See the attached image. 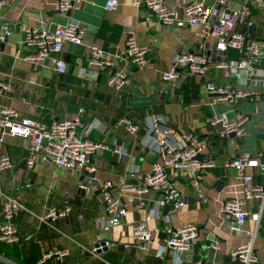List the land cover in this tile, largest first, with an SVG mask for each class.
Segmentation results:
<instances>
[{
	"label": "crops",
	"instance_id": "crops-1",
	"mask_svg": "<svg viewBox=\"0 0 264 264\" xmlns=\"http://www.w3.org/2000/svg\"><path fill=\"white\" fill-rule=\"evenodd\" d=\"M55 1L4 0L5 7L0 13V29L5 28L6 34L0 39V80L9 82L11 90L4 96L0 95V105L12 107L23 116L46 123L69 119L82 108L85 110L82 118L84 123L96 118L103 126V131H93L91 138L104 140L109 149L90 159L88 165L95 167V172L83 170L70 173L51 161H44L41 156L35 157L32 169L26 168L25 140L19 136L6 138L0 144V153L8 152L12 161V168L0 172V193L19 197L25 206V210L15 221L21 242L14 246L12 259L21 264H37L42 252L57 249L67 251L68 255L60 261L53 260L44 264H100V258L90 254L97 237L102 233L97 221L104 213L100 183L108 180L117 183L118 178L126 174L133 158L140 172L128 176L126 184L132 187L144 184L140 181L142 176L148 172L150 164L160 162L161 158L148 154L141 147L140 140L145 134L143 126L148 117H162L172 128L175 137L186 131L198 135L207 145L204 154L212 155L217 163L215 169L198 174L206 201L197 199L191 175L181 173L175 176L176 182L182 193L188 197L189 205L163 212L173 218L170 225L175 229L186 224H194L198 230L201 227L197 243L185 255L186 264H239L231 259L229 252L246 238L242 232L254 231L255 225L246 223L241 231H231L228 219L220 216L222 203L230 195L234 184L231 179L234 170L224 169L222 161L245 152H264V139L256 135V115H251L244 136L218 137L206 125L207 118L220 114L232 118L234 108L215 100L203 87L209 79L221 86H232L237 80L226 77L220 69L211 68L208 76L188 77L182 81L176 93L171 92L168 84L162 80L161 72L171 66L172 57L177 51L197 50L193 29L188 26L162 25L149 17L143 6H134L132 2L135 0H116L119 6L113 11L105 9L107 0H82L81 8L68 15L54 11ZM164 1L171 8L180 11L185 4L194 0ZM203 1L209 6L215 3L214 0ZM241 1L229 0L230 9L239 8ZM69 18L80 22L86 29V35L83 45H64L60 56L66 62L67 71L61 73L54 69L53 55L43 63L26 59L34 51L23 42L26 27L50 30L56 24H67ZM250 18L254 27L250 33L247 32L248 35L264 44V8L252 7ZM10 26L12 27L9 28ZM125 29H131L138 44L148 48L149 57L144 67L137 68L130 64L129 84L122 91L109 87L106 84V68L100 70L97 79L88 73L79 76L80 69L86 66L90 45L96 44L110 52L123 51ZM237 29L242 30V26L237 25ZM230 54L237 57L233 51ZM244 87L256 90L264 97L263 78ZM251 102L240 100L236 108L242 113L239 105ZM219 105H223V108L218 109ZM125 117L138 125L137 135H130L122 127L116 126ZM112 141H118L124 149L125 155L122 158L115 154ZM49 166L54 170H50ZM248 172L254 176L256 182L264 181L254 168ZM221 177L226 179L227 186L219 189L216 182ZM90 178H94L92 190L89 194L82 195L79 192V183ZM120 192L126 214L121 225L104 235L117 245L103 252L101 256L114 264H172L171 256L167 253L162 257L156 255L157 245L166 236L165 221L148 222L154 241L146 251H141L131 238V227L143 220L145 211L126 202L125 199L131 192L116 185L113 193L120 195ZM158 196L156 193H149L145 198L152 203ZM1 201L0 197V224L3 220ZM255 205L249 204L248 208L253 210ZM64 206L72 208L67 217L57 219L54 224L40 222L39 217L46 208ZM262 216L256 232L255 252L258 261L255 264H262L264 261V212ZM209 234H213L219 243L217 251L210 247L212 240L209 239ZM0 257L18 264L4 256Z\"/></svg>",
	"mask_w": 264,
	"mask_h": 264
},
{
	"label": "built area",
	"instance_id": "built-area-1",
	"mask_svg": "<svg viewBox=\"0 0 264 264\" xmlns=\"http://www.w3.org/2000/svg\"><path fill=\"white\" fill-rule=\"evenodd\" d=\"M209 6L203 0H194L185 4L180 11L171 8L164 0H135L133 5L143 6L148 11V16L162 25L169 27L188 26L193 29V37L197 40L195 52L175 53L171 60V66L161 72V78L165 81L171 92L176 93L183 80L188 77L203 78L210 74L211 68L222 70L226 77L235 78L237 82L229 86L217 85L210 79L205 81L204 90L215 100L224 102L234 108L232 118L225 114L210 116L206 125L210 127L218 137L227 138L234 134L240 138L246 134V124L251 116L244 115L236 108L240 100H248L258 103L261 94L253 89H245L246 84L252 81L264 79V44L251 38L248 29L253 25L250 18L252 7L264 8V0H242L237 9H230L229 0H214ZM82 0H56L54 11L61 15L79 10ZM4 0H0V13L4 6ZM119 6L116 0H107L105 9L113 11ZM242 26V30L237 29ZM6 34V29H0V39ZM86 29L73 19H68L67 24H56L50 30L37 27H26L23 42L33 53L26 57L27 60L43 63L55 56L54 69L58 72L67 71V65L61 58L65 44L72 43L83 45ZM125 46L123 51L110 52L92 44L88 48L86 66L80 69L79 76L90 74L98 78L102 69H107L106 84L122 91L129 84L130 64L137 68L144 67L148 62V48L140 45L135 39L131 29L124 30ZM235 52L237 57L231 56ZM11 90L9 82L0 80V95L4 96ZM85 110L80 108L69 119L52 120L50 123L31 119L21 115L12 107L0 105V144L6 138L17 136L25 140L24 149L27 152L26 168L32 169L36 156H41L44 161H51L68 172L89 173L95 172V167L89 166L90 159L96 152L109 149L104 140L91 138L93 131H103L100 121L93 118L89 123H84L82 118ZM117 127H122L130 135H137L138 125L128 117L121 118ZM145 134L140 140L148 154L159 156L160 162L150 164V169L145 173L144 184L128 186V176H134L140 172L133 158L130 160L126 174L120 176L117 183L111 180L100 183V197L103 203V215L97 219L101 227V236L92 247L90 254L100 258V264H114L101 256L102 249H113L117 244L104 237L110 230L122 224L126 214V206L120 195H115L113 189L116 185L131 193L125 199L130 205L145 211L143 220L134 223L131 227V238L141 251L153 243V234L148 227L150 221L164 220L167 224L164 240L157 245V256L165 253L171 256L172 264H186V253L197 243L199 239L198 227L194 224H186L181 228L171 227L173 218L164 215V209L170 206V211L189 205V200L182 193L176 177L181 173H188L193 179L195 195L197 199L204 200L205 193L200 182H197L198 174L215 169L217 163L212 155L204 154L207 147L204 141L192 131H186L175 137L172 128L164 118L148 117L143 126ZM115 154L119 158L125 155V151L118 141H112ZM204 155V157H201ZM224 169H233L231 178L234 184L230 195L223 201L220 216L223 219H232L231 231H241L246 223L255 225L254 231L242 232L246 238L240 241L229 252L233 261L239 264H255L258 259L255 252L256 232L262 220L264 212V181L256 182L254 176L248 172L254 168L264 180V152L259 150L251 153L245 152L222 161ZM12 168V161L8 152L0 153V172ZM90 178L86 182L79 183V188L85 193L92 190ZM229 188L231 185L228 186ZM158 194V198L152 203L146 200L145 195ZM2 205V218L0 224V244L8 246L18 245L20 232L15 223L20 213L25 210L21 199L11 195L0 193ZM255 203V208L250 210L249 204ZM70 206L48 207L39 217L40 222L54 224L59 218H65L71 213ZM82 218V215L80 216ZM165 218V219H164ZM169 222V223H168ZM98 244V245H96ZM127 247V245H125ZM211 249L217 251L219 243L214 239L210 244ZM264 252V251H263ZM68 252L63 250L41 253L37 264L47 261L62 260ZM264 264V261L262 262Z\"/></svg>",
	"mask_w": 264,
	"mask_h": 264
},
{
	"label": "water",
	"instance_id": "water-1",
	"mask_svg": "<svg viewBox=\"0 0 264 264\" xmlns=\"http://www.w3.org/2000/svg\"><path fill=\"white\" fill-rule=\"evenodd\" d=\"M71 12L69 11L68 14H70ZM67 14V15H68ZM12 26H10L9 28H11ZM254 25H252L251 27H249L248 32H251V29H253ZM8 28V29H9ZM256 108H257V113H256V119H257V124H256V135L258 138L260 139H264V97H261V99L259 100V102L256 104ZM231 138L234 137V134L230 135ZM97 154H99V152H96L94 155L96 156ZM93 155V156H94ZM49 161V160H48ZM144 178H145V174L144 176H142L141 178V183H144ZM83 179H80V181H82ZM197 182H201L200 179L197 180ZM216 184H219V189L222 187H226L227 186V181L224 177H221L219 179H217ZM81 191L82 195H84L85 191L82 188H79V192ZM170 209V206L165 207L164 209V213L168 212V210ZM232 219H228V223L232 224ZM201 227L199 228L198 232L200 231ZM209 239L210 240H216V237L213 234H209ZM98 245V244H96ZM103 252L107 251L106 248L102 249Z\"/></svg>",
	"mask_w": 264,
	"mask_h": 264
},
{
	"label": "rangeland",
	"instance_id": "rangeland-1",
	"mask_svg": "<svg viewBox=\"0 0 264 264\" xmlns=\"http://www.w3.org/2000/svg\"><path fill=\"white\" fill-rule=\"evenodd\" d=\"M255 104L256 103H254V102L253 103L252 102L251 103H243V104L239 105V108L244 115H250V116L253 115V117H254L257 113V108H256L257 105H255ZM222 108H223V105L218 106V109H222ZM246 132H247V129H246ZM243 140H244V143H247V140L250 141L248 138H247V140L246 139H243ZM49 168H50V170H54L50 166H49ZM6 262L9 264H13V263L8 262L6 259H3L0 257V263H6Z\"/></svg>",
	"mask_w": 264,
	"mask_h": 264
},
{
	"label": "trees",
	"instance_id": "trees-1",
	"mask_svg": "<svg viewBox=\"0 0 264 264\" xmlns=\"http://www.w3.org/2000/svg\"><path fill=\"white\" fill-rule=\"evenodd\" d=\"M13 248H14V246H8V245H5V244H2L1 243L0 244V256H4L7 259H10L12 261H15V260L12 259ZM15 262H17V261H15ZM17 263L18 264H21V262L20 263L17 262ZM0 264H4V263H0Z\"/></svg>",
	"mask_w": 264,
	"mask_h": 264
}]
</instances>
